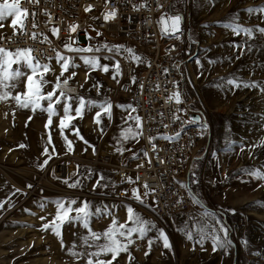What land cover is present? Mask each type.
<instances>
[{"label":"rangeland","instance_id":"1","mask_svg":"<svg viewBox=\"0 0 264 264\" xmlns=\"http://www.w3.org/2000/svg\"><path fill=\"white\" fill-rule=\"evenodd\" d=\"M188 2L190 36L199 43L193 44L195 54L190 61L191 64L186 67L185 93L192 99V110L206 119L210 125L207 135L203 138V144L195 155L204 156L199 161L200 183L193 186L203 205L193 204L188 212L163 218L159 216L152 201L148 200L147 204L139 205V202L118 194L130 187L126 183H119L118 167L133 161L130 159V153L125 152L121 157L113 151V136L118 134V126L121 125L119 109L114 108V123L108 128L103 139H98L99 132L93 124L96 109L86 111L84 119L76 122L85 138L95 144L96 155H93L91 148L85 153L83 149L86 145L75 141L73 136L69 138L75 141L74 154L64 155L66 151L64 141L54 126L53 143L60 157H54L48 167L41 171L37 164L43 159L40 154L47 140L44 127L46 113L38 110L33 114L30 109L15 108L13 115L14 102L0 103V198L9 196L13 186L24 190L27 184L33 185L31 190H26V195L18 194L13 197L15 206L0 214V264H76L66 254V249L61 248L60 241L55 235L38 230L42 223L38 217L45 214L39 207L40 201L48 198L47 212L51 213L54 212L52 202L61 196L87 197L97 205L102 203L110 206L119 205L117 215L121 221L126 217V205L132 204L145 218L154 221L157 228H163L171 240L172 249L166 250L160 242H156L150 254L144 255L148 250L147 239L158 235L154 229L143 241H137L136 245L131 247L134 257L132 264H264V204L256 203L264 201V186H258L264 184V181H255L240 172L244 167L264 166V148L249 150L246 147L245 151H240L241 142L247 146L264 138V122L259 118V114L264 113V95L256 90L239 89L229 92L212 86V82L218 77H227L229 74L264 81V68L253 70L251 67L253 61L258 64L264 63V37H258L257 48L253 53L243 56L240 60L233 58L229 62L226 58L233 55L230 42L239 41L242 37H234L224 24L216 23L230 14L238 13L242 23L255 24L256 18L248 16L244 10L250 6L264 4V0H215L214 4L209 0H182L177 4L182 14ZM0 31L5 34L12 33L11 28L7 27ZM89 31L95 36L92 28ZM100 39L122 44L111 42L104 35L97 38ZM196 57L204 63L206 74L203 77L197 74L199 69L195 63ZM221 57L225 59L220 60ZM208 58L216 59L218 63L210 66L207 63ZM105 62L111 64V61ZM77 63H80L81 67L77 69L78 74L70 82V86L77 87L80 94H85L91 83L99 80L103 84L102 94L110 96L114 104L132 102L130 97L118 93L119 84L112 80L111 72L108 74L93 72L84 89H80L78 85L84 84L86 70L79 59ZM56 71L59 72L58 66ZM109 89L111 91H108ZM90 96L99 99L95 90ZM30 116L32 120L26 127L25 123ZM104 123L107 124L106 118ZM27 138L33 141L27 143ZM228 138L237 142L232 145L234 150L230 153L224 151ZM20 143L27 147L18 148ZM34 145L37 150L33 149ZM141 146H144V138L139 144L130 142L126 145L133 151ZM10 149L13 151L10 152ZM49 150L51 151V147ZM212 153H216L219 159L217 160V155ZM105 155H110L111 159L103 164ZM77 164L82 166V172L91 166L111 177L110 187L90 192L91 185L95 183L93 178L85 181L82 189H69L57 177L64 178L74 172ZM225 174L228 176L227 179H224ZM189 178L190 172L187 182ZM227 208H235L236 213L221 211ZM25 209H30L36 215H29ZM205 209L219 212L224 221L233 227L234 244L230 255H224L223 251L213 252L210 241L205 242L203 247L207 250L203 251L200 245L194 246L181 230L192 228L195 231ZM109 224L110 218H94L91 226L94 230H103ZM86 232L87 230L78 225H66L63 230L65 245L70 246L74 240H78L80 234ZM244 239L249 241L248 245H243ZM250 250H259L262 255L259 257L252 255ZM80 264H83V261ZM118 264H128L127 254H121Z\"/></svg>","mask_w":264,"mask_h":264},{"label":"snow or ice","instance_id":"2","mask_svg":"<svg viewBox=\"0 0 264 264\" xmlns=\"http://www.w3.org/2000/svg\"><path fill=\"white\" fill-rule=\"evenodd\" d=\"M53 2V0H45V3ZM113 0H105V11L99 17L93 16V20H102L103 22L114 21L117 18L118 9L115 7L108 9V5ZM130 0H124L128 4ZM182 0H172L166 11H162L157 24L160 25L161 34L164 37L175 39L177 41L183 39H191L187 36V30L184 27L185 16L177 8V4ZM214 4L215 0H209ZM40 0H0V30L11 28V36L7 37L8 44H13L12 37L30 36L32 40L37 39V33L27 31L29 17L32 19V27H37L36 7ZM25 5H32V10ZM151 5L148 0H143L142 3L132 4L134 11H139L141 8L150 9ZM94 6L89 4L85 6L84 11L91 13ZM157 8L163 9L164 4L157 0ZM47 11V10H45ZM248 16L254 17L257 20L255 24H244L238 13L230 14L222 21H217L218 24H224L227 29L231 31L234 37H242L241 40H233L230 42V47L233 49V55L226 59L231 62L233 58L240 60L243 56L253 53L257 48L258 37H264V4L258 6H250L244 10ZM50 23V21H49ZM146 23V20H145ZM80 30V25L75 22L66 24V31L68 36L61 45V49L53 46L54 55H49L45 49H35L31 46L21 47H6L4 46L5 33L0 31V103H13L15 108L30 109L33 114L38 110L46 113L47 119L45 122V130L47 132V140L44 143L41 152L42 161H39L37 167L43 171L49 165V162L54 157L59 158L60 153L57 152L56 146L53 143L54 126L59 130L60 138L64 141L65 153L64 155L74 154L75 141L83 142L86 147L83 149L85 153L91 148L93 155L97 154L95 144H92L81 133V128L76 122L84 119L85 113L96 109L93 116V124L99 132L98 139H103L107 135V130L114 123V108L121 111V125L118 126V134L113 136V151L118 153L121 157L125 152L130 153V159L139 161L136 164L137 174L135 177L127 173L119 174L121 179L119 183H126L130 185L128 189H124L118 194L121 197L139 202V205L148 203L150 197H155L158 189L150 187L147 181L140 183L141 177L138 174L140 168L144 167V160L148 165H152V158L149 154L148 146L151 147L152 154H158L159 148L156 141L163 139L169 144L179 141L181 133L184 131L185 125L198 124L197 136L203 139L210 128L209 123L202 116H194L185 119L184 115L188 112L187 107H176L171 109L173 124L179 123V128L172 135H165L158 133L156 135H149L146 138V145L141 146L136 151L131 147H126L130 142L140 143L144 138V118L138 112L139 101H136V106L132 102L116 103L114 104L111 97L102 94L101 89L103 84L96 80L87 88L85 94H80L77 87L70 86V82L77 76V69L81 67L77 63L79 59L85 68L84 84H79L80 89H84V85L89 82L93 72H101L108 74L111 72L112 80L120 83L123 77V69L121 66V59L127 60L131 57V62L139 66L146 63L147 67H151V62H146L142 55L137 54L134 48L128 47L124 44H113L106 40L97 38L103 37V32L93 28L95 36H92L88 29L81 30V35L88 41L87 44L81 45V36L73 35ZM49 32L57 40L60 39L61 29L59 26H52ZM43 37L42 43L52 44V40L46 33H40ZM192 44H198V40H192ZM173 48L175 45L172 46ZM171 51V50H169ZM186 53L191 58V52L186 49ZM119 57V58H118ZM225 59L221 57L220 60ZM53 61L55 63H53ZM105 61H111V64ZM198 76H205L204 63L199 57H196ZM208 65H215L218 63L216 59H207ZM56 66L59 67V72L56 71ZM251 67L264 68V63L252 62ZM172 68L177 71L181 70L180 63H173ZM162 72L165 75H170L168 68H163ZM254 74V71L253 73ZM181 76L183 72L181 71ZM51 77V78H49ZM130 83L138 84V89L142 93L144 89L143 82L138 83V78L135 74H130ZM173 90L168 94L167 101L176 105H185L186 97L184 90L181 87L180 80L171 81ZM212 86L229 92L239 89L256 90L264 95V81L256 79H244L239 74H229L227 77H218L212 82ZM159 86H157V90ZM95 90L99 99H93L90 93ZM108 91H111L109 89ZM44 102H47L46 104ZM7 116V113H5ZM163 117V112L159 114ZM55 118V120H54ZM105 118L107 124L104 123ZM259 118L264 122V113L259 114ZM32 120L30 116L26 121L25 126ZM167 129L168 124H163ZM75 137V141L69 137ZM190 145L194 142H189ZM237 142L234 139L228 138L226 140L224 151L226 153L232 152L234 149L232 145ZM18 148H25L27 145L20 143ZM51 147V151L49 148ZM256 149L264 148V138L260 139L258 143L245 145L240 143V151H245V148ZM10 152L13 149L9 150ZM203 151V150H202ZM217 155L216 153H212ZM251 154V153H250ZM204 158L203 154L196 156L193 159L191 168L189 169L190 178L187 183L183 181H176L180 188L185 189L191 201L196 205H203V201L198 198L193 190L194 185L200 183L198 170L199 161ZM171 160V157L168 158ZM219 159L217 155V160ZM39 160V158H38ZM182 160L181 163H186ZM163 160H157V164H163ZM81 165L77 164L74 172L69 173L66 177H57L58 180L66 185L69 189H82L85 181H90L93 178L95 183L91 185L90 192H95L98 189H108L110 187L109 181L111 177L106 176L103 172L97 171L91 166L81 171ZM217 167L219 164L217 163ZM244 175L252 178L255 181H264V166L259 167H244L240 169ZM55 170L52 171V174ZM75 177V179H74ZM228 176L225 174L224 179ZM214 182V181H212ZM264 186V184L258 185ZM33 185L31 183L25 186V189L13 186L9 196L0 198V214L14 207L12 198L18 194L26 195V190H31ZM54 212H47L49 200L47 197L42 199L39 207L45 212L38 218L42 223L38 230L47 234L55 235L59 241L62 249H66V254L80 264H118V258L121 254H127L128 264H132L134 259L131 247L136 245L137 241H143L148 234L154 229L158 233L154 238L147 239V251L144 255L148 256L152 250V246L156 242H160L162 247L166 250L172 249L171 240L167 232L163 228H157L154 221L145 218L142 213L137 211L132 204L126 205V217L123 221L117 215L119 205L110 206L108 204H95L94 201L87 197L81 198L79 196H61L53 202ZM158 204V201H156ZM176 205L184 203V197L179 196L174 200ZM264 204V201L256 202ZM5 205L8 207L6 208ZM158 210V208L156 209ZM29 215H36L30 209H25ZM223 212L235 214V208L222 209ZM51 217V218H49ZM94 218H110V224L103 230H94L92 228V221ZM78 225L80 228L87 230L86 234H80L78 240H74L70 246L65 245L63 230L66 225ZM184 231L186 238L192 241L194 246L200 245L203 251L207 249L203 247L206 241H210L212 251H223L224 255H230L233 249L234 241L232 239L233 227L227 224L219 212L205 209L201 213V218L197 222L195 231L192 228L181 229ZM247 239L243 240V245H248ZM250 254L257 257L262 253L259 250H250ZM110 257V258H109Z\"/></svg>","mask_w":264,"mask_h":264},{"label":"built area","instance_id":"3","mask_svg":"<svg viewBox=\"0 0 264 264\" xmlns=\"http://www.w3.org/2000/svg\"><path fill=\"white\" fill-rule=\"evenodd\" d=\"M142 2L143 0H130L128 4H125L124 0H113L108 5V9L110 10L113 7L118 9L117 18L114 21L103 22L102 20H93V16L99 17L105 11V0H53V2L48 3H45V0H40L39 5L36 7L37 27H32L31 17H29L27 27L29 33L36 32L38 34L37 39L34 41L30 36L12 37L14 43L8 44L7 37L11 36V33H6L4 46L15 48L27 45L35 49H45L49 55H54L53 46L61 49L63 41L68 36L66 24L75 22L80 25V30L73 35L81 36V45L88 43L81 35V30L88 29L90 33V28H96L103 32L107 40L114 43L121 42L128 47L134 48L137 54L142 55L146 62H151V67H147L146 63L137 66L131 62V57H128L127 60L121 59L123 77L120 78L118 93L130 97L134 106H136V101H139L138 112L145 122L144 145H146V138L149 135L158 133L172 135L179 128V123L173 124L172 122L171 109L187 107L188 112L182 114L185 119L194 117L197 113L191 108L192 99L186 96L184 85L186 67L191 64L190 61L195 54L191 42L193 39L177 41L161 34L160 25L156 21L161 12L168 9L172 0H160L164 4L163 9L157 8V0H148L151 5L150 9L141 8L139 11H134L132 4H140ZM89 4L94 6L91 13L84 11L85 6ZM25 6L30 11L32 10V5ZM189 6L188 2L183 15L185 16L184 27L187 30V36L191 37L189 32ZM52 26L60 27L59 40L49 32V28ZM40 33H46L52 40V44L42 43L43 37L39 35ZM173 45H175L174 48L172 47ZM186 49L190 50L191 58L186 53ZM174 62L180 63V71L172 68ZM163 68H168L171 74L165 75L162 72ZM181 71L183 76H181ZM130 74L137 76L138 83L143 82L144 89L142 93L138 89V84L133 85L130 83ZM173 80H180L181 82V87L186 97L185 105L178 106L167 101L168 94L173 90L171 83ZM157 86H159L158 90ZM161 112H163V117L159 115ZM163 124H168L169 127L165 129ZM197 131L198 124H189L185 125L179 141L169 144L163 139H158L156 141L159 148L158 154H152L149 145L148 150L152 158V165L149 166L147 161L144 160V167L138 171L141 177L140 183L147 181L150 187L158 189L155 197H150L149 200L152 201L156 209L158 208L157 212L163 218L188 212L193 206L191 197L187 195L185 189L180 188L176 181L187 183L189 169L196 152L201 148L204 140L197 136ZM189 142H194V144L190 145ZM169 157H171V160L168 159ZM157 160H163L164 163L157 164ZM182 160L187 162L181 163ZM138 162L133 160L126 165L120 166L118 180L120 181L121 179L119 174L123 173L135 177L137 174L136 164ZM179 196L184 197V203L178 206L174 203V200ZM156 201H158V204Z\"/></svg>","mask_w":264,"mask_h":264},{"label":"bare ground","instance_id":"4","mask_svg":"<svg viewBox=\"0 0 264 264\" xmlns=\"http://www.w3.org/2000/svg\"><path fill=\"white\" fill-rule=\"evenodd\" d=\"M30 140H32V139H31V138H27V143H28ZM32 141H33V140H32ZM33 149L37 150L36 145L33 146ZM110 159H111V156H110V155H105V156H104V159H103V164H106V162L109 161ZM120 166H122V165H120ZM120 166H119V167H120ZM119 167H118V168H119ZM118 181H119V180H118ZM69 234H70V233H69ZM71 239H72V238H71Z\"/></svg>","mask_w":264,"mask_h":264},{"label":"water","instance_id":"5","mask_svg":"<svg viewBox=\"0 0 264 264\" xmlns=\"http://www.w3.org/2000/svg\"><path fill=\"white\" fill-rule=\"evenodd\" d=\"M196 116H200V115H196Z\"/></svg>","mask_w":264,"mask_h":264}]
</instances>
